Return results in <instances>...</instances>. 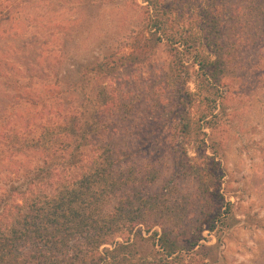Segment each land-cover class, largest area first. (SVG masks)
I'll list each match as a JSON object with an SVG mask.
<instances>
[{"label":"trees","instance_id":"trees-1","mask_svg":"<svg viewBox=\"0 0 264 264\" xmlns=\"http://www.w3.org/2000/svg\"><path fill=\"white\" fill-rule=\"evenodd\" d=\"M8 1L0 0V13ZM142 1L144 18L122 49L102 46L63 77L68 82L53 89L54 97L32 102L41 110L32 128L0 132V163L30 152L42 155L0 183V264H145L133 256L141 241L151 239L165 259L175 255L172 262L184 264L183 252L199 241L201 235L188 233L181 208L169 203L173 186L167 187L192 179L205 200L201 214H212L221 188L215 172L220 163L206 153L208 139L213 140L203 128L214 129L234 44L224 35L216 5L196 12L194 5L189 8L192 0ZM247 2V22L229 28L247 26V49L256 48L252 66L258 69L264 63V0ZM187 7L199 18L198 31L181 25ZM162 42L171 59L162 68L160 93L155 85L139 93L128 83L111 82ZM191 57V65H199L198 93L187 87ZM99 78L107 80L99 83ZM146 126L156 129V137L143 133ZM168 128L175 131L164 134ZM147 141L167 149L171 164L166 184L156 188L157 169L150 161L138 163ZM188 145L195 156L188 154ZM143 231L152 233L146 237Z\"/></svg>","mask_w":264,"mask_h":264},{"label":"rangeland","instance_id":"rangeland-1","mask_svg":"<svg viewBox=\"0 0 264 264\" xmlns=\"http://www.w3.org/2000/svg\"><path fill=\"white\" fill-rule=\"evenodd\" d=\"M210 4L216 5L225 22L223 32L235 52L224 79L225 93L215 109L214 129L209 125L203 128L212 134L213 142L208 139L206 153L220 163L215 172L221 188L210 215L209 211L201 214L205 200L196 193L192 179H179L176 185L167 183V188L173 186L169 203L175 201L185 214L188 233L201 235L195 247L183 252L184 264H264V63L258 69L252 66L257 50L247 49V26L229 28L234 22H247V0H192L189 8L194 5L197 12L199 6L207 8ZM143 5L142 0H9L7 10L0 13V132L32 128V118L41 112L39 107L30 106L32 102L47 95L54 97L53 89L57 91L68 82L63 77L96 55L102 46L122 49L144 18ZM191 10L187 7L180 20L185 30L191 25L199 29V18ZM129 51L127 47L125 52ZM170 59L169 47L162 42L143 62L120 69L111 82L122 87L128 83L139 93L155 85L153 90L160 93L162 68ZM187 64L193 74L187 87L198 93L194 77L199 65H191L192 57ZM98 80L102 83L107 78ZM192 115L198 117L196 108ZM154 130L152 126L142 128L149 138L156 137ZM174 131L168 128L164 134ZM157 144H143V158L138 162L150 161L151 168L159 172L153 188L165 185L171 172L167 149ZM188 154L196 155L193 145H188ZM41 157L30 152L1 162L0 183L12 173L35 165ZM151 233L143 231L146 237ZM136 250L133 261L180 263L172 262L175 255L165 259L152 239L141 241Z\"/></svg>","mask_w":264,"mask_h":264}]
</instances>
